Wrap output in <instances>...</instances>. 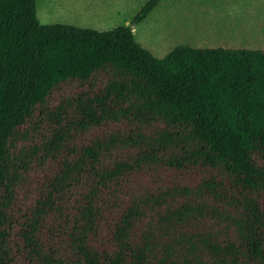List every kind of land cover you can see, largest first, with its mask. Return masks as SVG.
Here are the masks:
<instances>
[{"label":"trees","instance_id":"trees-1","mask_svg":"<svg viewBox=\"0 0 264 264\" xmlns=\"http://www.w3.org/2000/svg\"><path fill=\"white\" fill-rule=\"evenodd\" d=\"M158 2L97 31L0 0V264H264V49L156 58Z\"/></svg>","mask_w":264,"mask_h":264},{"label":"rangeland","instance_id":"rangeland-1","mask_svg":"<svg viewBox=\"0 0 264 264\" xmlns=\"http://www.w3.org/2000/svg\"><path fill=\"white\" fill-rule=\"evenodd\" d=\"M146 0H35L42 25L66 24L97 31L127 25ZM135 41L154 57L177 45L192 48L264 49V0H159L139 23ZM78 90L67 81L55 88L45 107L54 109ZM37 114L26 128L33 126Z\"/></svg>","mask_w":264,"mask_h":264}]
</instances>
